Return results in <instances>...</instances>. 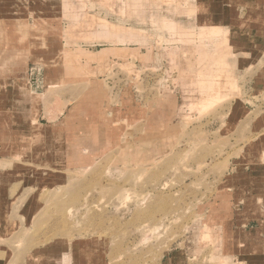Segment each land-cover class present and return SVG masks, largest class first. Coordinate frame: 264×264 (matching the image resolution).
Here are the masks:
<instances>
[{
	"label": "rangeland",
	"instance_id": "rangeland-1",
	"mask_svg": "<svg viewBox=\"0 0 264 264\" xmlns=\"http://www.w3.org/2000/svg\"><path fill=\"white\" fill-rule=\"evenodd\" d=\"M0 264H264V0H0Z\"/></svg>",
	"mask_w": 264,
	"mask_h": 264
},
{
	"label": "bare ground",
	"instance_id": "bare-ground-1",
	"mask_svg": "<svg viewBox=\"0 0 264 264\" xmlns=\"http://www.w3.org/2000/svg\"><path fill=\"white\" fill-rule=\"evenodd\" d=\"M138 3V2H137ZM136 4V3H135ZM129 5H130V7H131V4H130V2H129ZM23 95H24V93H23ZM28 97V96H27ZM24 98V97H23ZM24 100V99H23ZM28 100L29 99H26V102H22V104L24 103L25 105L27 104V105H29V103H28ZM19 102V101H18ZM5 104V103H4ZM19 104H21V103H19ZM19 107H20V105H19ZM22 107V106H21ZM23 107H26V106H23ZM11 108V107H10ZM14 108V107H13ZM12 108V109H13ZM14 110V109H13ZM16 111V110H15ZM23 111H25V110H23ZM27 112V111H26Z\"/></svg>",
	"mask_w": 264,
	"mask_h": 264
},
{
	"label": "crops",
	"instance_id": "crops-1",
	"mask_svg": "<svg viewBox=\"0 0 264 264\" xmlns=\"http://www.w3.org/2000/svg\"><path fill=\"white\" fill-rule=\"evenodd\" d=\"M110 34H112V33H110ZM117 35H119V34H117ZM119 37H120V36H118V39H120ZM121 38H122V37H121ZM136 39H137V38H135V40H136ZM49 85H50V84H48L47 87H48V88H51V85H50V86H49ZM28 99H29V98H28ZM29 100H31V97H30ZM29 100H28V101H29ZM78 168H79V167H78ZM78 168L76 167V169H78ZM81 168H83V167H80L79 169H81Z\"/></svg>",
	"mask_w": 264,
	"mask_h": 264
}]
</instances>
